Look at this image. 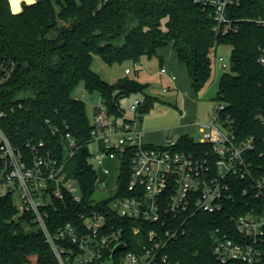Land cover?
I'll use <instances>...</instances> for the list:
<instances>
[{
  "label": "trees",
  "instance_id": "trees-1",
  "mask_svg": "<svg viewBox=\"0 0 264 264\" xmlns=\"http://www.w3.org/2000/svg\"><path fill=\"white\" fill-rule=\"evenodd\" d=\"M227 13L237 21L238 30L220 35L209 11L193 0H36L23 2L20 12L12 11L10 0H0V48L19 63L15 79L0 91V108L19 94L25 96L23 107L1 120L7 134L24 151L25 143L34 140L62 154V133L68 130L79 144L68 169L80 184L83 202L77 204L71 198L59 202L56 219L69 222L81 211L109 203L93 202L98 174L87 147L92 125L86 103L76 99L77 89L98 92L109 113L117 116L123 115L121 99L132 93L145 95L142 119L155 100L146 93L147 84L136 78L105 81L92 67L94 54L110 64L135 62L141 56L162 58L160 49L172 45L198 91L213 73L218 47L231 46L230 65L220 76L215 101L225 104L222 117L234 121L237 139L258 138L257 153H264V125L256 119L264 111V68L258 62L264 25L254 21L264 16V0H242L229 6ZM56 126L59 132L53 131ZM179 148L198 151L209 145L185 134L179 138ZM129 173L130 157L126 156L118 174V195L127 193ZM237 184L246 185L244 181ZM259 203L254 195L241 194L222 212L197 213L186 236L168 242L171 259L181 264H236L216 257L212 231L221 228L239 239L231 216ZM33 256L40 264H59L31 217L19 213L12 196H0V264H29Z\"/></svg>",
  "mask_w": 264,
  "mask_h": 264
},
{
  "label": "built area",
  "instance_id": "built-area-1",
  "mask_svg": "<svg viewBox=\"0 0 264 264\" xmlns=\"http://www.w3.org/2000/svg\"><path fill=\"white\" fill-rule=\"evenodd\" d=\"M193 1L209 11L218 34L238 30L237 21L227 11L242 0ZM254 21L264 25V16L255 17ZM215 58L225 72L230 65L226 58ZM258 62L264 68V47L260 48ZM18 69L17 60L0 48V91L15 79ZM160 71L168 73L165 67ZM125 72L129 74L132 69L126 68ZM170 78L176 80L177 76L170 74ZM81 88L76 91V99L85 102L88 91ZM24 98L19 94L13 103L0 108V196H12L19 213L31 217L59 264H181L171 259L168 242L186 236L190 219L197 213L222 212L241 194H252L261 203L244 214L231 216L239 239L229 237L221 228L212 231L213 252L222 263L264 264V153H257L258 138L237 139L232 128L234 121L222 117L223 102H215L207 121L195 122L202 134L195 140L209 148L186 151L179 148V138L169 139L167 145L146 142L140 126L142 99L132 102L133 116L125 117L110 114L101 97L93 104L88 143L97 141L99 149L91 159L99 163L110 182L112 170L120 171L124 157L129 156L127 193H116L118 175L113 178L114 186L105 180L102 188L113 187L114 191L105 199L109 200L108 205L81 211L77 219L61 223L54 216L59 202L68 198L77 204L83 202L80 184L68 169L79 144L69 130L62 133V154L43 141H27L26 151L15 144L1 120L22 108ZM119 108L124 110L121 102ZM256 119L264 125V111L258 112ZM46 122L49 124L50 120ZM53 131L60 129L56 126ZM110 160L118 164L107 166ZM97 174L95 191L101 173L97 170ZM238 181L246 185L240 188Z\"/></svg>",
  "mask_w": 264,
  "mask_h": 264
},
{
  "label": "rangeland",
  "instance_id": "rangeland-1",
  "mask_svg": "<svg viewBox=\"0 0 264 264\" xmlns=\"http://www.w3.org/2000/svg\"><path fill=\"white\" fill-rule=\"evenodd\" d=\"M32 2L33 0H11L12 11L15 12L20 8V4L23 2ZM162 58L141 56L137 61L125 60L123 62L107 63L98 54L93 55V69L107 82L115 83L123 77L136 78L143 84H147L146 93L155 98L151 109L143 114V120L140 126L143 131L153 134V138L147 139L148 142L155 143L157 145H167L168 140H178L183 132H189L196 140L200 139L202 134L199 132L197 125L192 126V122L207 121L209 114L213 111L215 98L218 91V83L223 71L219 67L214 56L213 73L205 86L196 91L192 84L190 76H182L178 70L177 74L161 73L163 63L164 67L168 70L173 69L170 63H182L178 60L176 52L172 45H168L160 49ZM217 56H224L228 64H230L231 46L220 45L217 50ZM137 63L138 66H134ZM178 65V64H177ZM178 67V66H177ZM126 68H131L132 72L127 74ZM169 69V70H170ZM175 69V68H174ZM177 69V68H176ZM170 74L176 75L179 79L172 80ZM164 88L168 90L163 91ZM83 91V88H81ZM143 93H132L121 99V105L123 107V116L131 117L133 113L130 111V105L136 98L144 99ZM101 97L98 92L89 93L86 92L85 102L88 117L93 122L94 111L93 104L100 101ZM188 124V127L184 125ZM176 128H180V132H177ZM184 129V131H183ZM87 147L96 154L98 152V142L93 141L87 144ZM91 163L101 173L98 188L93 195V202H99L100 200L109 199L114 191L113 187L108 189L102 188V182L106 180V183L110 186H114L113 178L119 174V169L114 168L112 170V178L109 182L108 178L102 173L103 168L99 163L91 159ZM118 162L107 161L106 165L113 167ZM18 201V200H16ZM29 264H40L36 258H32Z\"/></svg>",
  "mask_w": 264,
  "mask_h": 264
},
{
  "label": "crops",
  "instance_id": "crops-1",
  "mask_svg": "<svg viewBox=\"0 0 264 264\" xmlns=\"http://www.w3.org/2000/svg\"><path fill=\"white\" fill-rule=\"evenodd\" d=\"M34 1H36V0H33L32 2H34ZM28 2V1H27ZM10 3H11V0H10ZM28 3H31V2H28ZM22 10V3L20 4V8L17 10V11H15V12H20ZM162 64V67H164L163 65V63H161ZM178 64V65H177ZM170 65L173 67V69H168V71H169V73H174V74H177V72H176V70H178L179 71V73L182 75V76H187L188 78H189V76H188V71H187V68H186V66L183 64V63H170ZM178 66V67H177ZM175 68V69H174ZM177 68V69H176ZM178 75V74H177ZM178 79H179V76H178V78H177V81H178ZM191 79V78H190ZM192 126H195L196 124H195V122H192V124H191ZM184 127H188V124H186V125H184ZM176 130H178L177 132H180V131H182V130H180V128H176ZM183 131H184V129H183ZM200 132V131H199ZM144 133H145V140H146V142L147 143H151V144H155V143H152V142H148L147 141V139H152L153 138V134L152 133H150V132H146V131H144ZM185 134H189V135H191L189 132H183V133H181V136L182 135H185ZM180 136V137H181ZM192 136V135H191ZM179 137V138H180ZM194 139H195V137L194 136H192ZM32 258H36L37 259V257L36 256H33ZM31 262V261H30Z\"/></svg>",
  "mask_w": 264,
  "mask_h": 264
},
{
  "label": "water",
  "instance_id": "water-1",
  "mask_svg": "<svg viewBox=\"0 0 264 264\" xmlns=\"http://www.w3.org/2000/svg\"><path fill=\"white\" fill-rule=\"evenodd\" d=\"M119 247H122V245H120Z\"/></svg>",
  "mask_w": 264,
  "mask_h": 264
}]
</instances>
